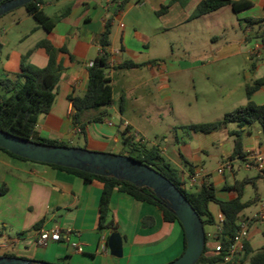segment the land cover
Segmentation results:
<instances>
[{
	"label": "crops",
	"instance_id": "0c3cea01",
	"mask_svg": "<svg viewBox=\"0 0 264 264\" xmlns=\"http://www.w3.org/2000/svg\"><path fill=\"white\" fill-rule=\"evenodd\" d=\"M203 1L42 0L39 9L56 20L55 27L48 33L37 27L26 11L24 15L12 14L15 9L5 14L11 15L6 20L8 25L0 26V80H13L20 74L22 58L30 51L32 53L27 60L28 64L45 68L49 60L46 50L35 48L41 41H48L55 49L64 50L55 56L61 73L55 87L53 104L49 113L39 118L35 134L67 144L83 139L88 150L121 155L127 151L122 144L125 130L131 136L136 134L142 137L147 134L127 113H122L123 96L120 99L121 110H117L113 100L106 108L84 113L77 126L71 120L73 108L69 97L85 93L87 70L92 62L103 51L106 52L110 67L107 75L109 73L112 82L115 70L135 73L130 76L131 85L122 94L141 98L155 90L163 102L172 103L174 95L184 97L186 89H195L193 77L192 86L184 88L176 76L181 72L204 67V64L165 63L166 56L173 54L174 46L184 55L193 51V43L184 42L190 36H176V39L168 40L165 37L155 38L158 34L150 36L146 30L150 25L156 26L159 23L162 32L166 33L180 28L190 19L208 17L213 25L218 26L223 15L221 13L230 9L233 17L223 30H231L233 37L224 47L209 46V54L215 56L209 66L218 61L234 60L238 56H246L248 65L241 67V78L237 76L226 85H215L222 92V102L227 106L224 114L248 102L264 105V85L252 93L249 99L246 97V87L264 79V44L259 43L258 39L259 34L264 32V0H232L247 1L250 5L237 13L231 7H225L193 18L198 5ZM163 7L167 9L161 11ZM154 18L157 22H154ZM30 19L33 24L27 31H21L20 28ZM250 21L259 22L255 24L257 30L254 31L248 24ZM106 24L110 25L111 31L109 45L102 49L99 39ZM251 37L258 41L248 47L247 41ZM216 39L215 35L209 36L212 42ZM258 46L261 48L258 49ZM124 63L138 67L120 68ZM211 123L216 121L207 124ZM180 126V129L173 130L171 138H162L160 144L151 147H156L163 161L178 172L187 191L194 190L198 185L189 183V177L197 168L203 172L199 184L212 185L217 199L223 202L237 198L234 189L237 182L245 178L254 179L243 189L241 201L254 198L257 201L241 212L239 217L241 221L247 222L248 251L254 254L264 249V179L256 169L246 167V163H252L254 155H260L264 160V136L259 125L238 127L236 124L235 129L227 130L228 135L239 130L242 132L243 159L233 160L230 159L234 146L231 135L217 144L218 154L211 156L204 145L205 138L200 135L207 137L214 131L202 134L188 129L191 125ZM221 161H229L232 165V169L223 175L217 173ZM238 169L253 175L246 174L239 179ZM247 188L252 189V192L246 196ZM102 189L98 181L85 183L72 174L44 164L21 161L0 151V251L48 264H169L181 256L183 236L179 226L165 223L155 206L139 203L116 191L110 198L109 219L116 226V233L122 240V257L111 256L107 241L105 246L100 242L104 234L108 239L110 231H98ZM208 208L218 224L223 219L219 207L209 204ZM258 212L263 217L253 219ZM144 218H151L153 225L142 226ZM208 228L207 244L212 251L217 247V226ZM40 230H58L60 240L49 243L45 248L39 247L37 232ZM72 244L80 246L81 251L73 249ZM234 264H240L239 260Z\"/></svg>",
	"mask_w": 264,
	"mask_h": 264
},
{
	"label": "trees",
	"instance_id": "16d2710c",
	"mask_svg": "<svg viewBox=\"0 0 264 264\" xmlns=\"http://www.w3.org/2000/svg\"><path fill=\"white\" fill-rule=\"evenodd\" d=\"M41 2L42 0H34L23 6V8L27 15L34 20L37 27L42 28L48 33L55 27L56 20L49 18L39 9ZM249 5L247 1L205 0L198 5L193 18L211 14L225 7H231V9L237 13L240 10L248 8ZM166 9L167 7H163L161 11H165ZM257 23L259 22H248L251 26ZM110 32V25L106 24L105 30L99 39V44L102 49L109 45L108 39ZM258 39L264 44V32L259 34ZM35 48H44L46 50L49 60L45 68H36L28 64L27 60L32 53V51H30L22 58L20 74L16 75L13 80H0V131L28 142L49 146L70 147L67 143L44 139L35 134V128L39 118L43 115H47L53 104L55 87L61 73V68L56 63L55 56L59 51H64L55 49L48 41L39 42ZM137 67L138 66L131 63H124L120 66L122 69ZM108 70H110V67L107 54L103 51L87 70V87L85 93L81 96L69 97V101L73 108V114L71 116L73 125L77 126L79 124L80 117L84 113L91 110L106 108L112 104L113 88L111 78L107 75ZM262 85H264V79L255 82L252 86L246 87V97L249 99L252 93ZM228 123H236L238 127L258 124L264 136V105L258 106L248 102L245 106L224 114L221 122L191 125L188 129L196 133L209 134ZM230 135L234 138L233 152L230 159H243V153L241 151L242 132L239 130ZM122 144L127 151L121 155L125 154L159 172L187 199L193 210L199 216L204 227L205 246L197 264H223L224 257L230 245L233 244L237 238L239 232V224L241 221L239 214L257 201L256 198L246 202L241 201L243 189L245 186L251 184L254 179L245 178L237 182L234 187L237 192V198L223 202L217 199L215 190L210 184L201 183L198 184L194 190L187 191L184 188L185 183L180 180L178 172L170 164L163 161L159 155L158 149L156 147L146 149L141 143L136 145L133 141V137L128 133V130H125L123 133ZM0 151L15 159L31 162L14 156L1 148ZM134 153H136V155H133ZM47 166L72 174L82 179L85 183H90L95 180L102 184L103 189L99 201V232L110 231V233H116V226L109 219L110 198L113 192L116 191L131 197L139 203H147L155 206L160 211L165 223L177 224L182 231L184 251L185 240L180 223L175 216L165 208V203L155 198L150 189L139 188L113 177H101L53 165ZM260 175L264 179V173H260ZM209 204H216L219 207L223 216L221 223L217 224L215 222L214 217L209 211ZM141 223L142 226H152L153 220L151 218H144ZM214 226H217V238L215 240L217 241V246L220 248L218 252L215 251L216 247L212 251L209 250L207 244L208 237L205 228ZM1 257L18 258L12 253L2 254ZM237 260H239L240 264H264V249L253 254L251 251H248V243L244 240L242 252L238 255L237 259L229 264H234Z\"/></svg>",
	"mask_w": 264,
	"mask_h": 264
},
{
	"label": "rangeland",
	"instance_id": "374dc122",
	"mask_svg": "<svg viewBox=\"0 0 264 264\" xmlns=\"http://www.w3.org/2000/svg\"><path fill=\"white\" fill-rule=\"evenodd\" d=\"M12 14L24 15L25 10L23 7H19ZM222 17L218 21V26L213 25L212 21L207 19H190L189 22H185L182 26L175 30H168L166 33L162 32L161 25L156 23V26L150 25L146 30L150 36L165 37L166 39H176V36H190V38L182 39L184 42L193 43V51L189 54H182L177 46L173 48V54H168L164 62L169 63L170 61L175 63H203L204 67H198L195 70L185 71L179 73L176 78L179 80V84L185 88L188 85L191 87V78H194V90H185L186 95L181 97L179 94L173 96L172 103L163 102L157 92L152 90L149 96L138 97L136 95H124L122 94L127 89L131 82L130 76H134L133 71L115 70L114 79L112 82L113 87V100L117 110H121V97L123 96V110L122 113H127L135 123L140 125L147 133L144 136H138L132 134L133 141L136 145L143 144L145 148H150L153 144H160L162 138H171L174 129H180V125H196V124H207L211 121L216 123L221 122L224 111L227 106L222 102L223 94L218 91L215 87L216 84L226 85L230 83L237 76H241V67L248 65L246 56H238L234 60L218 61L213 66H209V62L212 60L213 55L209 54V46L214 48H221L227 45L233 37L231 30H223V27L228 24L230 18L233 17L230 9H226L221 13ZM9 16L4 15L0 18V26L6 27ZM154 22L157 20L154 18ZM33 21L25 22L21 31H27ZM219 26L221 28H219ZM158 27L159 29L157 30ZM156 28V29H154ZM253 30H257V25H252ZM241 34V33H240ZM215 35L218 39L210 41L209 36ZM258 41L255 37H251L247 41V46L251 47L252 44ZM261 41H259L260 43ZM227 65V66H226ZM241 78V77H240ZM172 79V78H171ZM210 79V80H209ZM128 84V85H127ZM175 90V89H174ZM227 126V127H226ZM235 123H228L222 125L219 129L215 130L213 134L204 137V145L208 149V154L211 156L218 154L217 144L219 142L228 139L230 135L227 134L228 129H235ZM70 147L86 149V145L83 139H77L76 141L69 144ZM91 151V150H88ZM95 152V151H92ZM123 154V152L121 153ZM133 155H136L134 153ZM238 178L241 179L246 174L253 175L245 172L242 169L237 171ZM247 193L252 192V189L247 188ZM208 227L205 231H208ZM216 241V240H215ZM217 243V241L215 242ZM0 251V256L2 255Z\"/></svg>",
	"mask_w": 264,
	"mask_h": 264
},
{
	"label": "water",
	"instance_id": "95a60500",
	"mask_svg": "<svg viewBox=\"0 0 264 264\" xmlns=\"http://www.w3.org/2000/svg\"><path fill=\"white\" fill-rule=\"evenodd\" d=\"M34 0H0V17ZM0 148L19 158L40 164L77 170L101 177H113L139 188L150 189L165 203L180 223L185 249L169 264H197L204 246L203 223L187 199L159 172L124 155L92 152L74 147H58L28 142L0 131ZM111 256L122 257V240L117 233L107 239ZM0 264H48L22 258L1 257Z\"/></svg>",
	"mask_w": 264,
	"mask_h": 264
},
{
	"label": "built area",
	"instance_id": "2783aa9c",
	"mask_svg": "<svg viewBox=\"0 0 264 264\" xmlns=\"http://www.w3.org/2000/svg\"><path fill=\"white\" fill-rule=\"evenodd\" d=\"M260 47L258 46V49ZM109 75V73H108ZM125 127L128 126L127 123L124 124ZM252 163L248 162L246 163L247 168H254L256 169L259 173L263 174L264 173V160L260 155H254L252 158ZM232 169V165L229 161H221L218 164L217 168V173L219 175H223L225 172H228ZM264 176V175H263ZM203 178V172L200 168H197L193 170L192 175L189 177V183L192 185H197L199 184V181L202 180ZM185 188V186H184ZM263 217V214L261 212H258L253 216V219H261ZM222 222V219L220 220L219 223ZM247 238V222L246 221H240L239 224V232L237 235V238L233 242V244L230 245L228 252L226 256L224 257L223 264H229L233 262L235 259H237L238 255L242 252L243 248V241L246 240ZM60 240V233L58 230H40L37 232V245L39 247H47L49 243L51 242H58ZM106 235H102L100 237V242L102 245H106ZM72 248L75 249L76 251L80 252L81 248L77 244H72ZM215 251L218 252L220 251L219 246L215 248Z\"/></svg>",
	"mask_w": 264,
	"mask_h": 264
}]
</instances>
